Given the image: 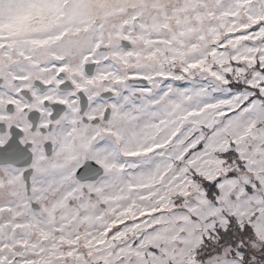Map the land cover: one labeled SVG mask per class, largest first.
Returning <instances> with one entry per match:
<instances>
[{"label": "snow or ice", "instance_id": "snow-or-ice-1", "mask_svg": "<svg viewBox=\"0 0 264 264\" xmlns=\"http://www.w3.org/2000/svg\"><path fill=\"white\" fill-rule=\"evenodd\" d=\"M0 264H264V0H0Z\"/></svg>", "mask_w": 264, "mask_h": 264}]
</instances>
